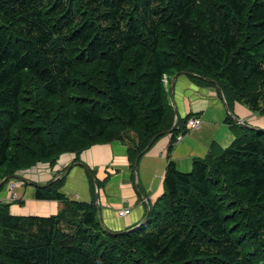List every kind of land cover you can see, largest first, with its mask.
I'll return each instance as SVG.
<instances>
[{
	"label": "trees",
	"instance_id": "1",
	"mask_svg": "<svg viewBox=\"0 0 264 264\" xmlns=\"http://www.w3.org/2000/svg\"><path fill=\"white\" fill-rule=\"evenodd\" d=\"M177 72L264 116V0H0V180L113 140L132 171L171 127L162 76ZM186 119L142 224L106 233L58 179L34 190L61 203L55 216L0 202V264H264V131L227 116L231 144L181 173L168 152Z\"/></svg>",
	"mask_w": 264,
	"mask_h": 264
},
{
	"label": "crops",
	"instance_id": "2",
	"mask_svg": "<svg viewBox=\"0 0 264 264\" xmlns=\"http://www.w3.org/2000/svg\"><path fill=\"white\" fill-rule=\"evenodd\" d=\"M172 101L178 119L196 117L200 120L199 126L180 136L168 152V159L174 163L176 170L187 173L191 158L204 157L210 145L216 149L229 146L235 137L234 126L226 121L227 114L214 86L197 83L186 75H178L173 86ZM228 109L247 125L264 129L263 115H255L246 106L236 102L229 104ZM169 141V134L160 136L140 156L135 180L127 159L126 147L116 140L91 145L77 154H61L52 166L43 165L32 170L29 180L42 189L60 172L62 176L59 179L62 181L57 187L58 193L71 201L93 205L97 198L101 220L106 229L123 230L143 218L145 208L141 197L144 196L148 204L149 197L160 193V180L167 162L166 148ZM76 163H82L88 169L92 180ZM68 166L70 167L65 171ZM136 186L140 194L136 193ZM35 189L32 185L18 188L17 196L21 204H10V214L55 216L61 203L52 199H35ZM95 189L98 191L97 197ZM0 202L8 203L5 186L0 190ZM124 208L129 213L118 217L116 212Z\"/></svg>",
	"mask_w": 264,
	"mask_h": 264
},
{
	"label": "water",
	"instance_id": "3",
	"mask_svg": "<svg viewBox=\"0 0 264 264\" xmlns=\"http://www.w3.org/2000/svg\"><path fill=\"white\" fill-rule=\"evenodd\" d=\"M178 75H186V76H193L195 78H198L200 80H203V81H206L210 84H212L217 92H218V95L221 99V102H222V105H223V109L224 111L226 112L227 116L233 121L234 124L240 126V127H243V128H246L248 130H260V131H264V129H259V128H255L253 126H250V125H247L246 123H244L243 121H241L239 118H237L235 115H233L228 107H227V104H226V101L223 97V94L219 88V86L212 80L210 79H207V78H203V77H199V76H196L192 73H189V72H177L175 73L170 79H169V86H168V100H169V104L172 108V114H173V121H172V124H171V127L166 130V131H162V132H159L157 133L156 135H154L150 140L149 142L147 143V145L145 146L144 150L142 152H139L138 154H136V156L134 157L133 159V163H132V177L136 178V169H137V162H138V159L140 158V156L148 150V148L151 146V144L154 142V140L158 137V136H161V135H164V134H168L172 129H173V125H174V122L175 120L177 119V115H176V111H175V108H174V105H173V101H172V91H173V86H174V82L177 78ZM76 166L80 167L83 169L84 173L88 176V178H90L92 180V177H91V174L90 172L88 171V169L82 164V163H76ZM70 166L66 167L65 168V171L69 168ZM61 174H57L56 176H54V178L50 181L49 184H51L52 182H54V180L58 177L59 179V176ZM11 179H17V180H21L27 184H30V185H33L35 187H38L36 184L32 183V182H29L27 180H25L23 177L19 176V174H15V175H10V176H6L4 178H2L0 180V186H2L5 182H7L8 180H11ZM94 182V181H93ZM47 184V185H49ZM46 185V186H47ZM45 186V185H44ZM43 187V186H41ZM97 193L98 191H96L95 189V197H97ZM139 193V192H138ZM140 194V193H139ZM141 202L142 204L144 205V208H145V214L143 216V218L138 222L136 223L134 226H132V228H135L137 226H139L140 224H142L145 219L147 218V212H148V206H147V202H146V199L144 198V196L141 197ZM95 208H96V215H97V219H98V222L101 226V228L108 234H113V235H117V234H122L124 232H127L129 231L130 229L132 228H129L127 230H119V231H110V230H107L106 227L103 225L102 223V220H101V216H100V212H99V209H98V201H97V198H95Z\"/></svg>",
	"mask_w": 264,
	"mask_h": 264
},
{
	"label": "rangeland",
	"instance_id": "4",
	"mask_svg": "<svg viewBox=\"0 0 264 264\" xmlns=\"http://www.w3.org/2000/svg\"><path fill=\"white\" fill-rule=\"evenodd\" d=\"M171 78V77H170ZM170 78H168V79H170ZM167 84H169V80H168V82H167V78H166V82H163V86L165 87V90H167V88H168V85ZM255 115H258V116H261L259 113H256ZM189 118V117H188ZM187 118V119H188ZM186 119V120H187ZM159 137V136H158ZM114 141V140H113ZM155 141V140H154ZM152 145V144H151ZM151 147V146H150ZM149 147V148H150ZM148 148V149H149ZM43 162H37V163H35L33 166H31V167H28L27 169H24V170H21V171H18L17 172V174H19V176H21V177H23L25 180H27V181H29L30 182V180H29V178H30V176H32V173H33V171L32 170H34V169H38L39 167H42L43 165H45V166H48V167H50L47 163H45V164H42ZM133 163V162H132ZM42 164V165H41ZM57 174H61L60 172H58ZM56 174V175H57ZM30 175V176H29ZM55 175V176H56ZM62 176V175H61ZM54 178V177H53ZM52 178V179H53ZM56 180H58V177L54 180V181H56ZM9 181V182H8ZM6 183H4V186H8L9 184H13V189L15 190L14 191V198L15 199H19V197L17 196V194H18V188H20V187H23V186H27V185H30V184H27V183H25V182H23V181H21V180H17V179H11V180H8ZM26 184V185H25ZM47 184H49V182L47 183ZM33 186V185H32ZM35 188H37V187H35ZM135 191H136V193H138V186H136V188H135ZM139 194V193H138Z\"/></svg>",
	"mask_w": 264,
	"mask_h": 264
},
{
	"label": "built area",
	"instance_id": "5",
	"mask_svg": "<svg viewBox=\"0 0 264 264\" xmlns=\"http://www.w3.org/2000/svg\"><path fill=\"white\" fill-rule=\"evenodd\" d=\"M162 82H166V76H162ZM200 124V120L198 118H195V117H190L186 120L185 124H184V128L187 130H190V129H195L199 126ZM180 139V135H178V137L176 138V140L178 141ZM9 182V181H8ZM6 188V191L8 193V201L10 200H16L14 198V189H13V184H9L8 186H5ZM129 213V210L127 208H124V209H121V210H118L116 212V215L118 217H122V216H125Z\"/></svg>",
	"mask_w": 264,
	"mask_h": 264
}]
</instances>
